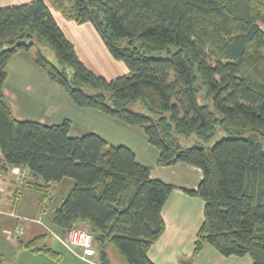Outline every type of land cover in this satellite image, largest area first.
<instances>
[{
    "label": "trees",
    "instance_id": "trees-1",
    "mask_svg": "<svg viewBox=\"0 0 264 264\" xmlns=\"http://www.w3.org/2000/svg\"><path fill=\"white\" fill-rule=\"evenodd\" d=\"M52 7L77 23L92 22L129 72L108 80L87 68ZM262 25L264 0H31L0 7V173L27 169L20 189L37 190L45 209L53 185L72 180L54 223L66 234L90 233L101 264H156L148 252L166 229L162 211L176 186L153 177V167L125 144L93 131L72 135L69 118H18L5 94L7 65L17 52L36 48L37 64L76 105L140 126L159 150L157 165L202 170L197 188L183 187L204 200L195 254L211 244L224 256L264 264ZM15 240L19 249L61 258L49 233Z\"/></svg>",
    "mask_w": 264,
    "mask_h": 264
},
{
    "label": "crops",
    "instance_id": "crops-1",
    "mask_svg": "<svg viewBox=\"0 0 264 264\" xmlns=\"http://www.w3.org/2000/svg\"><path fill=\"white\" fill-rule=\"evenodd\" d=\"M28 1L31 0H0V7L21 4ZM46 1L51 6L53 0ZM52 11L62 28H64V26L72 28L74 37L67 35V33L66 35L75 45L77 53H80V46H78V42L73 38L81 41V36H84L86 32L90 34L91 38L102 48L103 52L105 51L106 53L107 46L92 22H85L82 25L77 24L75 20L65 18L59 10L53 7ZM65 19H68V21L66 22ZM73 22L76 24H73ZM22 55L23 51H19L13 55V59ZM105 55L106 57H110L108 54ZM112 61L113 66H115V63H119L116 62L117 60ZM119 67L120 64H118V68ZM111 70H114L112 66ZM122 70H124V68ZM145 139L143 141L147 143H143L152 153V156L151 159H148L147 155L144 153L143 157H139V153L132 148L138 160L153 167V177L173 183L176 186L162 211L166 229L161 237L149 249L148 254L151 260L156 264H252L253 261L248 255L224 256L211 244H206L198 255L193 257L197 231L201 226L200 223H198V217L201 215V212L203 213L204 200L201 197L189 195L183 190V187L197 188L203 176L202 170L184 162H178L169 167L157 165L159 151L152 148L147 138ZM16 168L17 167L11 168L7 174L0 173V208L5 211L14 210L18 215L40 218V220L35 221H24L21 233L15 236H20L24 240H30L39 234L49 233V242L51 243L53 242L51 239L53 236H51L49 228L51 222L47 220V217L49 216L52 223L56 225L53 221L54 212L71 190L73 182L70 179H65L53 185L54 189L52 191L51 201L47 208H51V210L49 211V215H44L43 212L45 213L47 209L40 204V198L36 199V196L32 195V188L26 186L23 189H19L16 186ZM19 168L24 169L22 167ZM17 190L18 193L16 192ZM56 197H58L57 202L53 204ZM8 215L9 216H6V214L0 215V224H2L3 232L6 233V238L10 239L9 241L13 240V246H11L10 250L7 249V244L4 243L6 242L4 240L5 236L0 234V252H13V260H20L24 262V264H101L96 249H93V252L90 254H85L80 247L68 248L61 243L58 238L64 236L66 231L57 225V229L63 232L64 235H56L54 238L60 242L62 249H65L66 255L62 250H57L61 252L62 255L61 258L54 259L50 258L45 253L35 254L24 249H19L15 236H11L10 232L20 222L17 217L10 214Z\"/></svg>",
    "mask_w": 264,
    "mask_h": 264
},
{
    "label": "rangeland",
    "instance_id": "rangeland-1",
    "mask_svg": "<svg viewBox=\"0 0 264 264\" xmlns=\"http://www.w3.org/2000/svg\"><path fill=\"white\" fill-rule=\"evenodd\" d=\"M63 16L65 17L64 14ZM65 21L67 22L68 19H65ZM75 22H73V24L77 23ZM77 24L82 25L83 23ZM262 27L264 29V25H262ZM61 29H64L65 35L67 33V35L74 37L71 27L64 26V28L61 27ZM73 39L77 41L78 46H80V53H77L79 58L87 68L91 69L96 74L111 80L129 72V67L123 60L115 59L108 48L106 49V53L105 51L103 52L102 48L91 38L88 32H86L84 36H81V41L75 38ZM36 54V48L23 51V55L20 57L13 59L12 56L7 65L9 75L5 83V94L18 118L39 120L44 123H59L63 119L69 118L72 122V135H82L92 131L98 132L103 134L110 144H125L134 148L135 151L139 153V157H143L145 153L148 159H151L152 153L143 143L146 142L143 140L147 138V136L140 126L132 125L100 111H95L96 109L76 105L69 94L49 78L47 71L37 64ZM45 54L50 60L55 61L52 51L45 49ZM105 54H108L110 57H106ZM112 60H117L116 62L119 63H115V66H113ZM118 64H120L119 68ZM111 66L114 70H111ZM123 68L124 70H122ZM150 146L159 151L153 145ZM32 195H35L36 199H39L41 194L37 190L32 189ZM57 199L58 197L54 199L53 204L57 202ZM50 210L51 208L47 209L43 214L49 215ZM6 216L9 215L6 214ZM203 217L204 215L201 212V215L198 217V223H200V225L203 221ZM47 220L51 222L49 228L51 236H53L51 237L53 240V242H51L52 246L55 250H62L66 255L65 249L63 250L60 242L54 238V236L64 235V233L57 229L49 216ZM0 226V234L5 236L4 240L6 242L4 243L7 244V249L10 250L11 246H13V240L9 241L10 239L6 238V233L3 232L2 224H0ZM196 255L198 254L193 252V257ZM0 264H24V262L17 259L13 260V252H0Z\"/></svg>",
    "mask_w": 264,
    "mask_h": 264
},
{
    "label": "built area",
    "instance_id": "built-area-1",
    "mask_svg": "<svg viewBox=\"0 0 264 264\" xmlns=\"http://www.w3.org/2000/svg\"><path fill=\"white\" fill-rule=\"evenodd\" d=\"M16 171V186L20 189L25 185V180L29 177V172L25 169H21L17 167L15 169ZM1 214H10L15 217H17L20 221L19 224H17V227L10 232L11 236H15L19 233H21L23 229V223L24 221H35L40 220V218H30L29 216L24 215H18L13 211H5L0 208V215ZM59 240L68 247H80L85 254H90L93 252V243L94 239L93 236L82 230V229H72L69 230L66 234V237L64 239L59 237Z\"/></svg>",
    "mask_w": 264,
    "mask_h": 264
}]
</instances>
